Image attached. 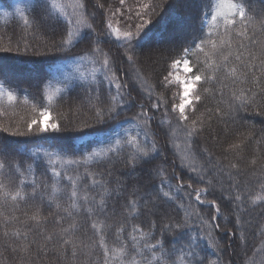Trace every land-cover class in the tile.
Segmentation results:
<instances>
[{
	"label": "trees",
	"instance_id": "obj_1",
	"mask_svg": "<svg viewBox=\"0 0 264 264\" xmlns=\"http://www.w3.org/2000/svg\"><path fill=\"white\" fill-rule=\"evenodd\" d=\"M58 2L69 4L75 0ZM84 2L90 17L89 22L93 23L96 31L91 34L90 40L79 44L76 53L90 51V47L95 45L99 37V47L112 58V67L119 69L117 75L122 83L128 84V88L124 90L125 107L121 109L119 120L88 129L92 134L81 139L80 134L73 129L83 121L94 122L95 107L101 104L106 106L109 93L115 94V87L109 86L106 80L101 83L103 78L99 74L96 81L65 79L69 75H77L75 66L58 58L63 54L52 53L45 47L46 43L50 45L61 39L64 31L63 17L59 21L48 19L43 14V8L39 6L33 13L32 7L37 5V0H0V47L11 46L13 49L11 52L0 51V60L11 62L7 69L0 65V73H3L6 80L5 86L17 97L11 103L6 95L0 99V140L6 138L8 142L7 155H0V161L5 164L4 169L0 170V183L8 191L15 192L19 189L26 196L24 200H0V264H88V261L103 264L102 250L94 246L99 236L91 227L93 221L104 222L106 227L103 231L110 247L123 242L128 245L129 252L134 251V242L130 237L135 235L139 240V233L133 232L134 227L139 226L144 232L154 233L151 243L163 240L166 250H171L174 242L177 247L186 243L189 234L202 237L198 240L196 252L203 264H264V200L253 203L255 196H264V91L251 83L250 75L246 84H232L230 80H224L227 87L223 88V96L220 95V84L202 82L197 86L201 101L196 105L195 113H190V119L196 118L203 123L196 135L188 137L185 131L187 122L178 121V113L170 111L172 95L177 92V87L173 84L165 90L161 84L171 59L177 57L183 47L190 45L193 39L201 35L202 14L209 0H125L123 5L120 0ZM245 2L258 26L264 20V0ZM161 3L164 8L155 7V11L143 7L145 4L156 6ZM17 7H24L30 19L35 17L31 28H26L19 16L15 15L14 10ZM67 11L71 13L73 9L68 7ZM4 12L12 15L5 17ZM137 12L144 19L150 18L153 23L145 29L148 35L142 40V46L136 49L135 63L129 64L124 56L125 49L118 47L119 42L114 37L105 36L108 31L106 25L110 18L118 22L117 27L121 31H126L129 27L134 29L141 22L137 18ZM253 31L254 29H249L250 36ZM141 36L144 34L141 33ZM256 38L264 40V33L257 31ZM25 43L30 45L26 54ZM17 44L20 45L19 53L15 51ZM37 52L40 54H36ZM95 59H101L100 55L96 54ZM26 66L33 68L32 74H26ZM92 67L90 61L85 62L81 71L90 72ZM137 72L142 74L147 85L136 79ZM219 75L222 77L223 73ZM81 84L85 86L81 87ZM89 84L91 88L88 87ZM148 86L153 88L151 98L148 96ZM55 88H62L64 91L54 99L50 107V122L59 121L61 125H67L69 131L59 139L12 136L11 131L17 127L24 131L25 122L38 115L32 104L40 105L42 95L43 103L46 104L47 94ZM96 88L99 89V101L96 99V92L92 91ZM204 88L210 91L205 92ZM241 88L246 92L250 88L257 93L243 108L238 107L239 102L231 96L232 91L239 94ZM252 92H247V95L251 96ZM158 96L166 97L169 102L170 125L160 123L165 112L164 105H161L160 111L150 110ZM230 104L235 110L230 111ZM130 105L134 106L129 110ZM140 105H144V111H148L153 119L148 126L142 120L138 123L148 132L149 139L154 140L158 148V153L149 163L138 164L132 169L126 163L131 151L127 147L119 155H113L102 163L78 166L66 162L79 159L82 152L124 135L125 129L134 134L137 129L131 121L141 111ZM217 109L224 115H218ZM3 128H8L9 131L4 132ZM140 139H144L143 133ZM232 143H239L241 146L226 152L225 149ZM37 149L57 152L64 157V162L57 161L55 164L56 171L61 173L60 177L52 176L47 157L32 155ZM208 153H211L210 157ZM253 159L256 160L255 165L251 163ZM190 160H194L197 166H202L205 180H212L209 194L202 199L216 200L221 210L216 219H213L216 213L211 205H199L194 196L190 199L186 195L192 189L207 186L199 179L198 174L187 167ZM17 164L20 165L19 172L15 168ZM231 164H236L237 167L231 168ZM29 165L33 166L31 173L27 171ZM152 169H162L163 174H153L150 172ZM88 173H92L100 184L93 186L92 177ZM69 176L79 178L78 190L81 193L86 191L90 198L88 204L81 201L79 211L69 208L71 217L64 211L71 203V185L67 180ZM218 179L221 180L220 187L217 186ZM163 180L167 181L164 190H169L170 185L177 199L164 200L158 197V189ZM54 183L61 192L56 198L50 199ZM101 184L108 189L109 195H104ZM180 184L185 186V190L177 192ZM188 184L192 185V189L187 188ZM151 191L155 198L153 209L151 203L146 202L149 201L146 194ZM237 194L242 197L241 201L234 200ZM102 195L106 206L100 211L91 200L94 198L98 202ZM130 200L138 202V215L133 216L130 213ZM181 203L185 208L190 204L188 210L193 213L185 234L174 237L165 233L162 236L161 230L169 221L184 220V210L179 207ZM57 204L60 205L59 208ZM89 207L93 209L91 215L87 211ZM37 209L46 218L39 225L29 219ZM197 212L199 215L195 214ZM237 216L241 220L239 226L235 223ZM200 217L208 221V225ZM58 219L60 223H57ZM5 221H8L6 228ZM71 223L76 224L74 239L78 243L82 241L89 245L88 248L81 249L76 258L71 256L70 250L67 255L61 254L58 236L55 235ZM217 224L219 228L215 227ZM120 227L124 228V232L118 238L117 229ZM16 229L22 233L27 231L28 240H36L39 244L44 243L43 236L47 234H54V240L47 243L43 250L38 244H33L30 252H21L19 249L13 251L22 241L11 237L6 239L2 233L7 230L11 234ZM209 231L212 232L211 238L208 236ZM140 243L142 246L143 241ZM145 255L150 257L149 253ZM137 259L141 258L138 256Z\"/></svg>",
	"mask_w": 264,
	"mask_h": 264
},
{
	"label": "snow or ice",
	"instance_id": "obj_2",
	"mask_svg": "<svg viewBox=\"0 0 264 264\" xmlns=\"http://www.w3.org/2000/svg\"><path fill=\"white\" fill-rule=\"evenodd\" d=\"M121 5L125 3V0H120ZM37 6L43 8V14L48 19H56L59 21L63 17L64 31L61 34V39L58 42H53L50 45L45 44V47L49 49L52 53L63 54L58 58L70 62L75 66V72L77 75H69L66 80H80V81H96L97 76H101L103 80H106L109 86L115 87V94L109 93V101L107 105L101 104L95 107L94 112V122L89 123L88 121H83L77 125L73 130L80 134L81 139H86L92 133L88 129L96 128L98 126L106 125L110 121L119 120L121 115V109L125 107L124 96L125 89L128 88L127 83H122L120 77L117 75L119 69H114L112 67V58L108 53L103 52L99 47L101 43L99 37H97L95 45L90 47V51L83 52L82 54L76 53V48L80 43L90 40L91 34L96 31L93 23L89 22L90 17L87 12V5L84 0H75L74 3L61 4L58 0H37V5L32 7V12H36ZM103 7V5H98ZM171 7V5H168ZM71 7L73 11L69 13L67 8ZM144 8H151L155 11V7L164 8V4L161 3L156 6H151L148 4L143 5ZM15 15L19 16L26 28H31L35 23V17L29 18L28 13L24 7H17L14 10ZM5 17L12 15V13L4 12ZM112 15H115L113 13ZM137 18L140 19V23L136 24L134 29L129 27L126 31H121L119 27L114 28L111 20L108 21L106 27L108 31L105 32V36L114 37L115 41L119 42L118 47L125 49L124 56L129 64L135 63L136 49L142 46V40L148 35L145 29L153 23L149 19H144V16L137 12ZM203 18L201 20L200 32L201 35L193 39L192 43L186 47H183L182 52L178 54L177 57L172 58L168 64V69L166 74L163 76L161 81L162 86L165 90L169 89L170 85H175L177 87V92L172 95V102L170 105V111L172 113H178L177 119L180 122H187L185 124V131L188 137H193L201 130L202 120L196 118L190 119V113L194 114L196 111V105L201 101V95L197 91V86L203 83H218L221 85L219 91L220 95L223 96V88L227 87L223 83L224 80H230L232 84H246L249 82V75L251 76V83L258 86L261 91H264V40L256 38V32L259 31L264 33V20L259 22L257 26L256 18L249 13L246 7L245 0H209L208 6L205 8L202 14ZM254 29L253 34L249 35V29ZM141 33L144 36H141ZM139 38V39H138ZM29 44H24V53L26 54ZM13 49L9 47H0L2 52H11ZM15 51L20 52V45L17 44ZM36 54H40L37 52ZM96 54H99L101 59H95ZM193 57L195 62H193ZM202 57V59H201ZM90 61L93 67L90 72L81 71L85 62ZM98 65V67L96 66ZM223 73L221 77L219 74ZM259 73V74H257ZM125 75H127L125 73ZM136 79L142 81L147 85V81L144 80L141 73L137 72ZM6 80L3 77V73H0V99L7 96L9 103L17 99L16 95L10 88L6 86ZM85 86L84 84L80 85ZM91 88V85H88ZM64 89L55 88L53 91L47 94V103L42 102L40 105L36 103L32 104L34 111L38 113L37 116L25 122V130L21 131L17 127L14 131H11L12 136H29V137H39L41 139H59L65 133L69 131L67 125H61L59 121L49 122L46 117L50 116V107L54 99L62 93ZM96 92L97 101L100 100L99 89H92ZM205 92H209L210 89L204 88ZM147 92L149 98H151L153 88L151 86L147 87ZM247 92H252L249 88ZM245 89L241 88L239 94L236 91L231 92L233 100L238 101V107H245L250 100L254 99L257 93L252 92V95H247ZM130 96V93H127ZM27 102V97H25ZM168 100L164 96H158L156 102L151 105L150 110L160 111L161 105H164L165 112L163 118L161 119V124H171V120L168 118ZM134 105L129 106L130 107ZM141 111L138 112L133 118L131 123L137 129L133 134L132 131L125 129L124 135L116 136L111 142L103 143L102 146L92 148L90 151H84L81 153L79 159H70L66 162L68 164L84 165L87 166L90 163H102L105 160L111 159L113 155H119L124 151L125 147L131 149L127 156L126 163H128L132 169H135L138 164L149 163L154 155L158 153V148L154 140L149 139L148 132L144 131V128L140 126L139 121L142 120L145 126L150 125L153 116L149 115L148 111H144V105H140ZM230 111L235 110L233 105H229ZM218 115H224L220 109H217ZM2 131L8 132V128H3ZM143 133L144 139L141 140L140 136ZM239 143H232L225 149V151H234L240 148ZM84 147H87L85 145ZM207 151V150H205ZM8 152V142L4 138L0 140V155H7ZM33 156L47 157L48 162L51 166L52 176L58 178L61 173L56 171L55 164L57 161L64 162V157L57 152L47 151L43 149H37L36 152L32 154ZM209 157L211 153H208ZM253 165L256 164V160L251 161ZM184 166V165H182ZM5 164L0 161V170H3ZM189 170L193 173L198 174L199 179L206 183L204 188L192 189V185L188 184L187 188L192 189L191 192H187L186 195L191 199H194L197 204L204 205L209 204L215 209L216 219L220 214V207L216 203V200H206L202 197H206L209 194V188L212 186V180H205V175L203 174L202 166H197L194 160H190L187 164ZM231 168H236V164H231ZM16 171H20V165H15ZM223 171V169H220ZM27 171L31 173L33 171V166L29 165ZM158 174H163V170H158ZM92 177V185L96 186L100 184L99 181L95 179L92 173H88ZM78 177L73 178L71 176L67 177L71 185V192L69 193V200L71 203L68 208L64 211L68 213V216H72V212L69 208L80 210L81 201L84 204L89 203V195L85 191L81 193L78 190ZM23 184V181H21ZM35 185V181H33ZM166 180L161 182L158 189V197L164 200H175L177 197L171 190V186L168 185L167 191L164 190ZM101 187H104L102 184ZM264 187V185H262ZM185 186L180 184L177 186L176 191H184ZM61 192V189L57 184L52 185V191L50 199L56 198V196ZM109 191L104 187V195H109ZM104 195L101 196L100 200L97 202L92 198L91 202L96 205V208L103 211L106 204ZM10 198L12 201L17 199H26L25 194L21 190H16L15 192H10L6 189L3 183H0V200H5ZM235 201H241L242 197L237 194L234 197ZM264 200V196L257 195L253 198V203L256 201ZM130 213L135 216L138 215L139 204L136 200L129 201ZM60 205L57 204V208ZM179 207L184 210V220L183 221H169L165 224L161 230L162 236L165 233L172 234L174 237L177 234L184 235L189 219L193 215L188 208L191 207L189 204L188 208H185L184 204H180ZM88 213L91 215L93 209L89 207L87 209ZM199 215V213H195ZM30 220L35 221L39 225L46 218L40 215L37 209L29 217ZM205 225H208V221L200 217ZM60 219L57 223H60ZM8 221H5V228ZM236 225H241V220L237 216ZM92 229L95 230L96 234L99 236V240L95 242L94 246H98L102 250L103 264H203L202 259H198V254L196 248L198 247V240L202 239L199 236H187L186 243L177 244L174 242L171 250H166L164 248L163 240H156L155 243H151L154 239V233L152 231L144 232L139 226L134 227L133 232L139 233V240L135 235L130 238L134 242L133 252H129L128 245L126 243H121L119 245H112L111 247L107 243L106 235L103 229L106 227L103 221H93L91 224ZM155 227V225H153ZM219 228V224L215 225ZM76 231V224L71 223L67 228H61L60 232L55 234L58 236V243L60 244V249H62L61 254L67 255L69 250L71 256L76 258L81 249L88 248L89 245L83 244V242H77L74 239ZM124 232V228L120 227L117 229L118 238L119 235ZM4 238H14L16 240H21L22 242L13 248V251L19 249L21 252H30L31 246L33 244H38L41 250H43L47 243L54 240V234H47L43 236L44 243L39 244L36 240H28V232H21L19 229L13 230L11 234L5 230L2 233ZM209 238L212 237V232H208ZM140 241H143L141 246ZM145 253H149L146 256ZM88 255V254H86ZM141 259H137V257ZM176 257V259H173ZM88 264H95V261H88Z\"/></svg>",
	"mask_w": 264,
	"mask_h": 264
},
{
	"label": "rangeland",
	"instance_id": "obj_3",
	"mask_svg": "<svg viewBox=\"0 0 264 264\" xmlns=\"http://www.w3.org/2000/svg\"><path fill=\"white\" fill-rule=\"evenodd\" d=\"M120 12H122V11H119V13ZM109 20H111V22L114 24H116V25H113V27L114 28H116L118 25H117V23L118 22H114V21H116V20H112V19H110L109 18ZM178 38H179V36H178ZM180 38H181V36H180ZM10 64H11V62L10 63H8V62H6V61H4V60H0V65L1 66H5V69H7L8 68V66H10ZM12 67V66H11ZM28 69L26 70V74H32L33 73V68L32 67H30V66H26ZM45 119H47L49 122H50V116L49 117H46ZM151 173H153V174H156V173H158V170L157 169H152L151 171H150ZM217 186H221V180H219L218 179V181H217ZM146 196H147V199L149 200V201H146V202H149V203H151V208L153 209V208H155V198H154V196H153V192L151 191V192H148L147 194H146ZM146 200V199H145ZM145 200H143V202H144V204H145Z\"/></svg>",
	"mask_w": 264,
	"mask_h": 264
}]
</instances>
